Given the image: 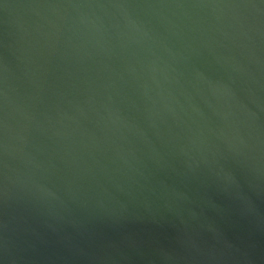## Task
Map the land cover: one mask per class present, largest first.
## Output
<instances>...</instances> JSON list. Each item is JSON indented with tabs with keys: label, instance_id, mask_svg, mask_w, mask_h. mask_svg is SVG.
<instances>
[{
	"label": "water",
	"instance_id": "1",
	"mask_svg": "<svg viewBox=\"0 0 264 264\" xmlns=\"http://www.w3.org/2000/svg\"><path fill=\"white\" fill-rule=\"evenodd\" d=\"M0 264H264V0H0Z\"/></svg>",
	"mask_w": 264,
	"mask_h": 264
}]
</instances>
